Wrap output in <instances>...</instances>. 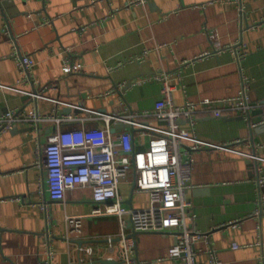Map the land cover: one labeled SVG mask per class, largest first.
<instances>
[{
	"label": "crops",
	"instance_id": "obj_1",
	"mask_svg": "<svg viewBox=\"0 0 264 264\" xmlns=\"http://www.w3.org/2000/svg\"><path fill=\"white\" fill-rule=\"evenodd\" d=\"M92 2L1 0L0 116L37 108L44 115L83 117L71 105L113 111L122 100L136 112L151 111L164 85L156 80L136 83L155 73L169 76L179 105L237 97L246 79L249 98L258 105L254 110L264 112V0ZM213 33L219 36L221 52L214 49ZM68 48L75 53L79 73L64 71ZM16 55L30 57L34 67L23 72ZM131 80L132 87L122 98L108 94ZM34 89L47 99L24 102L21 90ZM258 114L252 116L253 124L264 119ZM197 119L193 131L201 140L252 156L213 147L192 153L188 223L203 234L197 244L204 251L199 262L211 264L206 251L213 249L222 264H264V123L253 126L246 115L226 113L217 118L210 111L199 113ZM136 121L161 124L156 119ZM54 127L53 121L41 122L43 135ZM70 127L96 130L104 123L73 121L65 125ZM142 132V128L132 132L139 146L151 139ZM35 139L29 123L0 133V264L47 263L46 218L40 208L45 200L54 238L52 264H102L105 259L107 264H122L119 218L92 215L90 187H75L67 191L65 201L51 202L44 186L46 170L38 165L43 163L45 144ZM134 181L131 172L120 184L121 195L125 202L132 198L133 208H146L149 194L133 192ZM68 216L84 218L83 233L71 240L65 238ZM127 230L132 234L130 226ZM108 237L113 238L115 252L109 249ZM137 242L140 261L181 264L165 258L176 243L174 234L142 233ZM82 247L93 248V254L81 252Z\"/></svg>",
	"mask_w": 264,
	"mask_h": 264
},
{
	"label": "built area",
	"instance_id": "obj_2",
	"mask_svg": "<svg viewBox=\"0 0 264 264\" xmlns=\"http://www.w3.org/2000/svg\"><path fill=\"white\" fill-rule=\"evenodd\" d=\"M240 1V0H234ZM93 0L92 3H95ZM52 20L50 19L48 23ZM214 49L221 52L223 49L217 33L211 35ZM232 49V48H230ZM237 52V49H236ZM68 54L64 65V71L79 73L80 65L75 61V53L72 49L65 50ZM242 56V55H241ZM16 59L19 68L28 72L35 65V61L28 56H18ZM238 61L241 57L238 55ZM161 81L164 85L162 97L156 101L154 110L134 111L123 100L119 108L113 111H101L85 107L83 105H71L80 110L83 117H76L72 113L58 115L42 114L37 108L29 112L12 110L0 116L1 132L17 129L21 123H29L36 134L35 141L39 145L45 144L42 154L43 165L46 170L47 191L51 202L65 201L67 191L75 187H87L93 191L95 207L93 216H116L119 218L121 233L119 235V258L122 264H155L156 261H140L136 257L137 238L128 233L131 226L133 232L142 233H172L176 243L169 249L166 259L179 261L181 264H201L199 254L203 249L197 247L202 235L199 231L190 228L188 220L191 203L187 198L188 181L192 174L193 152L202 148H217L237 152L226 145L207 143L201 140L193 131L197 122V115L202 112H212L217 118L226 113L248 115L256 109L257 104L252 103L248 93V83L244 79V88L239 96L225 98L224 100H208L201 103L186 102L179 105L174 102L175 86L170 85L169 76L165 73H155L143 81ZM126 87L123 83L111 89L109 95H123L121 90ZM29 94L33 100L47 99L40 92ZM49 100V99H48ZM57 105L64 104L54 100ZM57 111V110H56ZM139 119H156L161 122L156 127L149 123L138 122ZM53 121L55 127L46 134H42L41 122ZM79 121L82 123L103 122L104 127L96 130L85 127L65 128V125ZM129 124L133 129H144L140 135H150L148 145L139 146L130 128L121 131L116 129L118 124ZM264 123V119L252 124L258 126ZM115 131V132H114ZM142 147L140 150L138 148ZM252 157L248 154H242ZM131 172L135 174V192L148 193L149 205L146 208L135 209L126 204L119 190L123 179ZM41 210L45 213L46 229L44 231L46 253L49 257L47 263L52 264L53 236L51 233V215L49 203L43 201ZM84 218L72 216L66 218L67 235L73 237L83 233ZM132 232V233H133ZM109 249L116 251L113 238L108 237ZM239 248V244H234ZM81 252L91 256L93 248H80ZM212 257L211 264H222L216 257L213 249L207 250ZM160 258L157 262L162 261Z\"/></svg>",
	"mask_w": 264,
	"mask_h": 264
},
{
	"label": "water",
	"instance_id": "obj_3",
	"mask_svg": "<svg viewBox=\"0 0 264 264\" xmlns=\"http://www.w3.org/2000/svg\"><path fill=\"white\" fill-rule=\"evenodd\" d=\"M2 5V3H1V0H0V6ZM132 85V80L131 81H129L128 82V84L126 85V87L124 88V90L123 91H121L120 92V94L121 95H123L124 96V92L126 91V90H128L130 87H132L131 86ZM33 93L35 92V93H38L39 91L38 90H36V89H34V91H32ZM24 102H35V100H33V98L31 97V95H29V94H24V96H23V99H22ZM20 111H24V108L23 109H19ZM256 114H258V113H256V110H253L252 112H250L248 115H247V118H249V121H250V124L252 125L253 124V121H254V118L252 117V116H254V115H256ZM258 115H260L261 117L262 116H264V112H260ZM122 128H130L131 129V131L132 132H134V129L129 125V124H126V123H122V124H118L117 126H116V129H115V131H117V130H119V129H122ZM114 131V132H115ZM0 133H1V130H0ZM142 147H140V148H138V150H140ZM135 182H134V186H133V192H135ZM45 201H47V200H45ZM131 202H132V198H130L126 203L130 206V207H132L131 206ZM263 211H264V209H263ZM262 211V212H263ZM131 227V226H130ZM133 237H135V238H138V236L140 235V234H138V233H135V232H133L132 234H131ZM79 243V242H78ZM80 245L82 244V243H79ZM101 261V263L102 264H107L108 262H110L109 261V259L108 260H100Z\"/></svg>",
	"mask_w": 264,
	"mask_h": 264
}]
</instances>
